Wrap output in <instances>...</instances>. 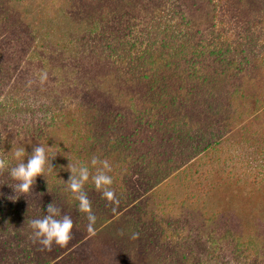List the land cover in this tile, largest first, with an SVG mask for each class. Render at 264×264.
I'll use <instances>...</instances> for the list:
<instances>
[{
	"label": "rangeland",
	"instance_id": "obj_1",
	"mask_svg": "<svg viewBox=\"0 0 264 264\" xmlns=\"http://www.w3.org/2000/svg\"><path fill=\"white\" fill-rule=\"evenodd\" d=\"M117 41L121 60L106 52ZM199 41L228 56L195 57ZM46 144L61 150L54 172L28 193L0 172V264L21 263L2 242L34 241L50 203L73 229L64 247H28L39 264H264V0H0V158L14 167L16 148ZM93 157L118 199L85 185L94 235L63 183L68 164L94 174ZM252 238L258 252L238 261L231 247Z\"/></svg>",
	"mask_w": 264,
	"mask_h": 264
},
{
	"label": "clouds",
	"instance_id": "obj_2",
	"mask_svg": "<svg viewBox=\"0 0 264 264\" xmlns=\"http://www.w3.org/2000/svg\"><path fill=\"white\" fill-rule=\"evenodd\" d=\"M39 80L43 84L47 80V73L41 72ZM60 151L58 146L49 147L46 144L34 147L31 154L28 155L25 148L18 147L12 151V159L17 162L15 166H10L8 159L0 158V172L10 169V177L17 182L15 190L28 193L32 190L38 177H43L46 171L54 172L51 161ZM26 156L27 161L25 162ZM90 163L91 167L95 169L94 174L88 165L79 162L68 164L70 176L68 181L63 183L66 185L64 191L78 202V211L86 215L88 232L94 235L96 217L93 214L91 202L84 191L85 185L91 179L95 190L101 193L108 202L118 203V199L112 188L114 179L112 175H109L112 172L109 161L93 157ZM30 227L34 241L38 242L44 250L50 251L54 244L60 247L68 244L71 239L73 220L66 215L61 217L60 209L50 203L46 207L43 218L32 220ZM138 235V233H133L132 238L136 239Z\"/></svg>",
	"mask_w": 264,
	"mask_h": 264
},
{
	"label": "trees",
	"instance_id": "obj_3",
	"mask_svg": "<svg viewBox=\"0 0 264 264\" xmlns=\"http://www.w3.org/2000/svg\"><path fill=\"white\" fill-rule=\"evenodd\" d=\"M153 24H151V26H149V30L150 32H152L154 30L153 28ZM135 35V34H134ZM131 35L133 38H129V41H132V46L135 44L136 42V38L139 40L140 38H138L137 35ZM107 42V41H106ZM120 44H122L120 41H117L115 43H106V52H109V54L111 53L113 57H110L112 59H120L121 58H125L126 55L124 54V51H122V49L120 48ZM134 47V46H133ZM132 47V48H133ZM213 47H217L216 50H214V53L211 51ZM190 49H188L192 54H194L195 57H203V56H213L215 54H218L215 57L218 56H224L227 57V53H222V50L219 48V46H216L215 43H204L203 41H199L195 47H189ZM225 62V61H224ZM226 66L227 68H230L231 70L237 68L238 63H236V59L235 58H231L229 61H226ZM196 72H198L200 75H203L205 73V70L203 68H197L194 67V69ZM24 112L25 111H30V108L28 105L24 106ZM157 166H153V163H149L148 165L144 166V172L147 176H149L151 174V169H156ZM161 167H159L160 169ZM254 172L257 173L256 177L257 178H261L264 177V166L262 167H256L253 171L252 174H254ZM181 174H184V178L187 181V186L189 188V185L192 186V188H196L200 186L201 182L199 180V176L197 177V179L193 176V174H191L188 171H183ZM157 180L159 178L155 177ZM153 220L157 223L159 222V218H157L156 216H153ZM28 223V222H27ZM126 227V226H125ZM128 228H124L121 231V235H125L128 236L130 233V229ZM27 235V234H26ZM25 235V233L18 231V234L16 236V241L13 242H7L4 241L2 242L3 244H5V246L7 247V250H13V248H19V251L21 252L23 250V253H25L23 255L22 258L19 257V255H16L17 257L15 258L16 260L20 261V264H39L37 262H35V250H32L30 248H28L31 244L35 243L34 241L30 240L27 236ZM250 242H248L247 244L245 243H237L235 246L231 247V250L233 251L234 256H236L238 261H241L242 256L245 257L246 259L249 258L250 256H253L254 254H256L258 252V242L252 238L249 240ZM258 244V245H257ZM19 252V253H20ZM18 253V254H19ZM34 253V256L33 254ZM45 259V260H44ZM165 258H163L164 260ZM168 260L169 263H175L174 259L171 258V256L169 257ZM166 260H164L165 262H167ZM43 262L40 264H50V261L47 260L45 257L42 260ZM163 263V262H162ZM162 263H155V264H162ZM5 264H10L8 262H5ZM154 264V263H151Z\"/></svg>",
	"mask_w": 264,
	"mask_h": 264
}]
</instances>
